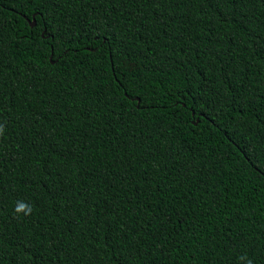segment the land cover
<instances>
[{"label":"trees","instance_id":"16d2710c","mask_svg":"<svg viewBox=\"0 0 264 264\" xmlns=\"http://www.w3.org/2000/svg\"><path fill=\"white\" fill-rule=\"evenodd\" d=\"M0 125V264H264V0H0Z\"/></svg>","mask_w":264,"mask_h":264},{"label":"clouds","instance_id":"9594fccd","mask_svg":"<svg viewBox=\"0 0 264 264\" xmlns=\"http://www.w3.org/2000/svg\"><path fill=\"white\" fill-rule=\"evenodd\" d=\"M3 131H4V128L2 125H0V135L3 134ZM15 213L17 215H31L32 213V207L30 204L24 202V201H17L16 202V206H15V209H14ZM241 259H246V257H242ZM247 264H251V261L248 260L247 261Z\"/></svg>","mask_w":264,"mask_h":264},{"label":"water","instance_id":"95a60500","mask_svg":"<svg viewBox=\"0 0 264 264\" xmlns=\"http://www.w3.org/2000/svg\"><path fill=\"white\" fill-rule=\"evenodd\" d=\"M36 25L35 18L31 21V26L34 27Z\"/></svg>","mask_w":264,"mask_h":264}]
</instances>
